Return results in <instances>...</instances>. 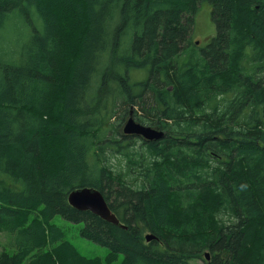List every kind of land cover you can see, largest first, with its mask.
<instances>
[{"label":"trees","instance_id":"obj_1","mask_svg":"<svg viewBox=\"0 0 264 264\" xmlns=\"http://www.w3.org/2000/svg\"><path fill=\"white\" fill-rule=\"evenodd\" d=\"M12 14L34 32L0 48V264H264V0H0V31ZM132 116L165 137L130 151ZM84 187L126 229L73 208Z\"/></svg>","mask_w":264,"mask_h":264},{"label":"rangeland","instance_id":"obj_2","mask_svg":"<svg viewBox=\"0 0 264 264\" xmlns=\"http://www.w3.org/2000/svg\"><path fill=\"white\" fill-rule=\"evenodd\" d=\"M211 11H212L211 5L208 2L204 1L201 3L199 7V11L196 15V23L193 31L192 40L193 42L196 43V45L198 42L199 43L198 47H200L201 49H205L207 46H209L212 39L216 36V28L212 21ZM40 24L41 22L38 19V17H35L33 26L39 27ZM33 32L34 31L32 27L30 25H27L22 20L21 17H19L17 14H12L6 28L0 31V48H3V53L11 52V51L18 52L21 49V47L29 41ZM146 76H147L146 72L137 71L133 73L134 81H142L146 78ZM139 116L141 117L142 113H139ZM131 118L134 119L133 116ZM117 119H119V115L117 116ZM134 142H135L134 144L135 147H133L132 143H129L130 151H132L134 148L137 151H141L143 147V143L139 140H134ZM122 154L123 153L118 152L115 157L114 155H111L109 153L107 155V165L116 167L118 165L119 157L122 159L121 156ZM124 166L125 163H122V167ZM53 223L65 231L66 239L70 243H72L83 256L89 259L106 258L109 252L107 248L101 247L81 237L80 231L85 227L84 224L73 225L69 222H66L60 217H56L53 220ZM8 243H9V237L6 235V233L0 232V253L4 251V249H7ZM204 256L205 255L203 254V257ZM122 260L123 257L121 256L119 262L116 264H120ZM204 263H205L204 259H198L193 262V264H204Z\"/></svg>","mask_w":264,"mask_h":264},{"label":"water","instance_id":"obj_3","mask_svg":"<svg viewBox=\"0 0 264 264\" xmlns=\"http://www.w3.org/2000/svg\"><path fill=\"white\" fill-rule=\"evenodd\" d=\"M198 44L199 43H197V45ZM124 133L126 135L142 137L147 142H154L164 138L163 132L156 133L152 129L146 128L135 122L132 118H129L126 122L124 126ZM68 202L73 208L79 211L91 212L108 223L126 229V227L122 225L119 219L112 213L101 192L94 188L84 187L72 191L68 196ZM155 239V236L152 234L146 236V241L148 243ZM206 259L207 261H210L209 254H206Z\"/></svg>","mask_w":264,"mask_h":264},{"label":"bare ground","instance_id":"obj_4","mask_svg":"<svg viewBox=\"0 0 264 264\" xmlns=\"http://www.w3.org/2000/svg\"><path fill=\"white\" fill-rule=\"evenodd\" d=\"M206 122V121H205ZM209 126H211V125H209ZM144 127H146V128H150V129H152L153 131H155L156 133H160V132H162V131H160V130H157V129H154V128H152V127H149V126H145L144 125ZM130 136H133V135H130ZM135 137H139V136H135ZM164 137H165V134H164ZM162 140V139H161ZM158 141H160V140H158ZM157 142V141H156ZM149 235V234H148Z\"/></svg>","mask_w":264,"mask_h":264},{"label":"flooded vegetation","instance_id":"obj_5","mask_svg":"<svg viewBox=\"0 0 264 264\" xmlns=\"http://www.w3.org/2000/svg\"><path fill=\"white\" fill-rule=\"evenodd\" d=\"M126 137H128V138H139L140 139V141L143 143H146L147 141H145L142 137H135V136H130V135H125ZM154 142H156V141H154Z\"/></svg>","mask_w":264,"mask_h":264}]
</instances>
